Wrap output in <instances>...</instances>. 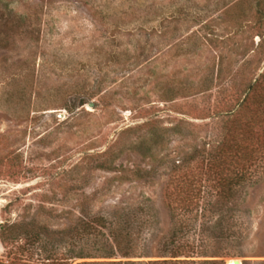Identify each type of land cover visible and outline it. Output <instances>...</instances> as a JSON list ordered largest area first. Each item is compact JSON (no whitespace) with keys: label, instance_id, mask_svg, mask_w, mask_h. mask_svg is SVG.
Returning <instances> with one entry per match:
<instances>
[{"label":"rangeland","instance_id":"1","mask_svg":"<svg viewBox=\"0 0 264 264\" xmlns=\"http://www.w3.org/2000/svg\"><path fill=\"white\" fill-rule=\"evenodd\" d=\"M263 74L264 0H0V264H147L182 222L194 260L264 264V155L212 187L214 154L264 141Z\"/></svg>","mask_w":264,"mask_h":264},{"label":"trees","instance_id":"2","mask_svg":"<svg viewBox=\"0 0 264 264\" xmlns=\"http://www.w3.org/2000/svg\"><path fill=\"white\" fill-rule=\"evenodd\" d=\"M262 77L264 76L261 75ZM233 153L232 155H229L227 152H223L222 150L219 151L218 155L214 154L213 161L215 163L212 164V167L218 171V174L213 178V186H217L219 190V198L221 199H227L230 200L234 195V191L239 188L241 185V182L246 179L245 175L249 167H251L253 164L257 163L259 158L264 155V141L263 143L257 144L254 148L251 149L250 152L246 153L240 159H237V156L239 153V148L232 149ZM224 155V160L221 158ZM212 157V156H211ZM243 158V160H242ZM219 159V161H217ZM237 159V160H235ZM219 162V163H218ZM184 188V187H183ZM195 189V190H194ZM211 189V188H210ZM192 190V191H191ZM192 193H196V188L193 186L190 189H182L180 194L178 195H172L169 194L167 197L168 200V207L172 213V219L181 220L183 218V214H189L194 211V208L198 205L196 203V196L192 195ZM195 200V201H194ZM222 200V201H223ZM222 201H217L218 204L223 205L224 203ZM226 201V200H225ZM211 204V201H209ZM180 211V212H178ZM218 214V213H217ZM122 216V215H121ZM178 216V218H177ZM123 221V220H122ZM182 221V220H181ZM125 224L127 223L124 221ZM226 222L224 219H222L221 216H219V219H217L215 222L211 220H206L205 223L200 225L199 232L200 235L203 237V231L202 230H211L214 234L215 232L222 237L226 238L228 234L231 232L228 226H226L224 223ZM123 224H119L118 226L114 227V229L110 232L114 244H115V250L116 252L123 258H131L136 257V255H132V250L134 249V246L129 242L131 237L130 235L124 234V230L122 228ZM183 223L179 225V227L176 225L174 226L172 232L169 233V235L164 239L162 245H161V251L157 254L156 258H161L162 260H156V261H150L147 264H223L222 261H214L212 263H209V261H196L195 258H204L207 257L205 253H185L181 249V247H176V239L179 234V232H183ZM5 227H0V240L4 242V231ZM3 229V231H2ZM3 234V235H2ZM56 235H61V233L57 232ZM128 240V241H127ZM174 246V250H171V247ZM195 249H193L194 251ZM186 252V251H185ZM114 254H110V256H113ZM181 257L186 258V260H180ZM76 259H86L85 257H75ZM92 259V257H89ZM141 258V257H139ZM56 264H66V262L63 261V258L58 257L56 259ZM13 264H19V263H13ZM20 264H32L27 261H23ZM86 264V263H84Z\"/></svg>","mask_w":264,"mask_h":264},{"label":"water","instance_id":"3","mask_svg":"<svg viewBox=\"0 0 264 264\" xmlns=\"http://www.w3.org/2000/svg\"><path fill=\"white\" fill-rule=\"evenodd\" d=\"M225 264H242V262L239 259H228Z\"/></svg>","mask_w":264,"mask_h":264}]
</instances>
